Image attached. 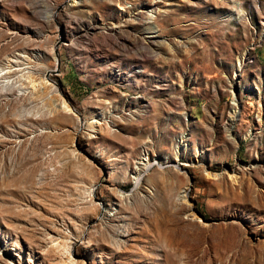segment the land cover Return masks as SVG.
<instances>
[{"label":"rangeland","instance_id":"1","mask_svg":"<svg viewBox=\"0 0 264 264\" xmlns=\"http://www.w3.org/2000/svg\"><path fill=\"white\" fill-rule=\"evenodd\" d=\"M0 264H264V0H0Z\"/></svg>","mask_w":264,"mask_h":264},{"label":"bare ground","instance_id":"2","mask_svg":"<svg viewBox=\"0 0 264 264\" xmlns=\"http://www.w3.org/2000/svg\"><path fill=\"white\" fill-rule=\"evenodd\" d=\"M64 105L66 106V110H67V109L71 110V109L69 108V106L66 104V102H64ZM152 166H153V165H152L151 162L149 161L148 163H146V164L144 165V167H143L142 169H140V175L137 176V177L135 178V181H134V183H135L137 186H139V185L142 183V180H143L144 174H146V173L152 168ZM138 170H139V169H138ZM91 193H92V191H91ZM68 253L71 254V249L69 250Z\"/></svg>","mask_w":264,"mask_h":264},{"label":"water","instance_id":"3","mask_svg":"<svg viewBox=\"0 0 264 264\" xmlns=\"http://www.w3.org/2000/svg\"><path fill=\"white\" fill-rule=\"evenodd\" d=\"M58 67H59V63H58V61H56V70H55V72L58 71Z\"/></svg>","mask_w":264,"mask_h":264}]
</instances>
